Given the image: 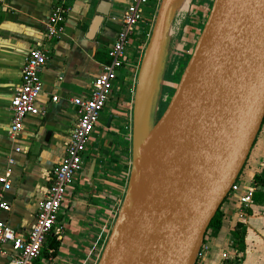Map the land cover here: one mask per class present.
Listing matches in <instances>:
<instances>
[{"label":"crops","instance_id":"crops-1","mask_svg":"<svg viewBox=\"0 0 264 264\" xmlns=\"http://www.w3.org/2000/svg\"><path fill=\"white\" fill-rule=\"evenodd\" d=\"M130 1L70 3L63 33L44 43L47 60L40 71L42 91L37 111L24 118L21 130L14 135L9 133L10 101L19 85L26 54L44 38V23L53 0H5L0 5V177L8 173L10 182L4 191L10 208L0 217L18 233L25 235L34 222L51 171L63 155L76 120L71 99L89 96L91 82L108 61L107 49ZM158 2L151 0L143 8L142 19L129 36L126 61L116 70L113 89L90 134L82 169L67 187L55 228L34 264H97L99 260L130 175L135 85L153 24L152 9ZM98 7L107 14L89 39L88 28ZM262 145L264 120L247 158L250 166L241 175L242 186L253 185L254 174L264 170ZM220 210L221 227L211 236L205 235L201 264H246L250 252L248 264H264V202L245 206L236 199H225ZM239 220L246 228L243 252H237L231 235ZM59 228H63L61 239L57 236ZM12 255L9 243L0 244V264H8Z\"/></svg>","mask_w":264,"mask_h":264},{"label":"water","instance_id":"water-1","mask_svg":"<svg viewBox=\"0 0 264 264\" xmlns=\"http://www.w3.org/2000/svg\"><path fill=\"white\" fill-rule=\"evenodd\" d=\"M174 2L160 0L142 55L130 175L97 264H195L264 120V0H213L151 124ZM96 12L89 39L107 14Z\"/></svg>","mask_w":264,"mask_h":264},{"label":"built area","instance_id":"built-area-1","mask_svg":"<svg viewBox=\"0 0 264 264\" xmlns=\"http://www.w3.org/2000/svg\"><path fill=\"white\" fill-rule=\"evenodd\" d=\"M4 1L0 0V5ZM72 1L53 0L44 23V38L37 42L24 58L20 82L10 101L9 133L11 135L21 130L23 120L28 114L37 111V99L42 91L40 71L47 60V48L44 43L46 40L58 38L63 33L65 17ZM150 2L151 0H131L125 6L119 18L120 28L106 52L108 61L102 64L100 73L92 80L89 96L71 99V103L75 106L76 120L63 155L51 171L48 188L39 203L37 215L29 230L25 235L18 233L0 217V244L9 243L13 251L8 264H34L40 256L48 235L57 223L67 187L82 169L83 156L89 144L90 134L99 122L105 103L113 89L116 70L126 61L125 48L129 42V36L141 21L143 8ZM158 5L152 9L153 21ZM0 181L2 185L0 188L1 215L10 208L4 199V191L10 187L8 173L0 177ZM255 189L254 185L242 186L237 178L228 191L226 199H236L240 204L249 206L253 203ZM57 233L58 239H61L63 228L57 229Z\"/></svg>","mask_w":264,"mask_h":264},{"label":"rangeland","instance_id":"rangeland-1","mask_svg":"<svg viewBox=\"0 0 264 264\" xmlns=\"http://www.w3.org/2000/svg\"><path fill=\"white\" fill-rule=\"evenodd\" d=\"M212 1L213 0H190L186 10L182 12L172 11L171 13V26H169V35L167 38L169 42L166 45L160 64L155 97L152 103L151 124L155 123L159 118L168 102V98L173 93L175 85L179 80L184 65L190 57L197 37L208 15ZM165 97L166 100H164ZM263 146L264 145L261 146V149ZM249 166L250 164L247 160L243 167L244 170H241L240 176L238 177L239 181L241 180V175L244 176V171H246ZM213 232L212 229L208 230L206 236H211ZM206 241L204 237L203 243ZM202 248L201 246V249ZM261 253L264 254V252ZM262 254L261 256L263 259L264 256ZM201 256L202 252L199 251L198 261L195 264H201ZM251 260L252 253L250 252L246 264Z\"/></svg>","mask_w":264,"mask_h":264},{"label":"trees","instance_id":"trees-1","mask_svg":"<svg viewBox=\"0 0 264 264\" xmlns=\"http://www.w3.org/2000/svg\"><path fill=\"white\" fill-rule=\"evenodd\" d=\"M253 185L256 187L255 192L253 193V201L262 203L264 202V170L255 173L253 176ZM223 214L220 208L216 211L214 217L211 219L206 233L208 230L212 229L214 232L219 230L221 227ZM245 224L242 220L237 221L234 229L231 232V235L234 239V247L237 252H243L245 248L244 237H245ZM206 235V234H205ZM52 248L55 250L56 243L53 241Z\"/></svg>","mask_w":264,"mask_h":264},{"label":"bare ground","instance_id":"bare-ground-1","mask_svg":"<svg viewBox=\"0 0 264 264\" xmlns=\"http://www.w3.org/2000/svg\"><path fill=\"white\" fill-rule=\"evenodd\" d=\"M189 2H190V0H175V2L173 4L172 11L182 12V11L186 10L188 5H189ZM175 15H176V13H175ZM168 33H169V29H168Z\"/></svg>","mask_w":264,"mask_h":264}]
</instances>
